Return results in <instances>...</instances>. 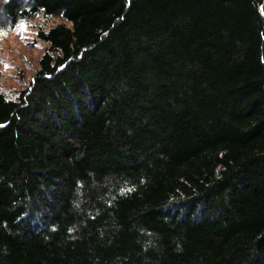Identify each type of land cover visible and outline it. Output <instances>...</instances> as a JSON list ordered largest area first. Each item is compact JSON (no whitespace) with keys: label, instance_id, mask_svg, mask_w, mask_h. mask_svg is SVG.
<instances>
[{"label":"trees","instance_id":"obj_1","mask_svg":"<svg viewBox=\"0 0 264 264\" xmlns=\"http://www.w3.org/2000/svg\"><path fill=\"white\" fill-rule=\"evenodd\" d=\"M36 16L0 264H264V0H0Z\"/></svg>","mask_w":264,"mask_h":264},{"label":"rangeland","instance_id":"obj_2","mask_svg":"<svg viewBox=\"0 0 264 264\" xmlns=\"http://www.w3.org/2000/svg\"><path fill=\"white\" fill-rule=\"evenodd\" d=\"M52 22L36 16L0 30V88L6 92L23 88L38 67L46 44L37 38L41 26Z\"/></svg>","mask_w":264,"mask_h":264}]
</instances>
